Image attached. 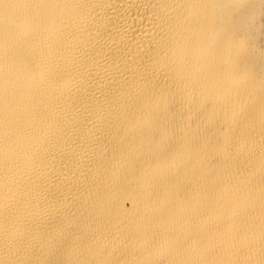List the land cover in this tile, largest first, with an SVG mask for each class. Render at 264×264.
<instances>
[{
  "label": "bare ground",
  "instance_id": "6f19581e",
  "mask_svg": "<svg viewBox=\"0 0 264 264\" xmlns=\"http://www.w3.org/2000/svg\"><path fill=\"white\" fill-rule=\"evenodd\" d=\"M0 264H264V0H0Z\"/></svg>",
  "mask_w": 264,
  "mask_h": 264
}]
</instances>
